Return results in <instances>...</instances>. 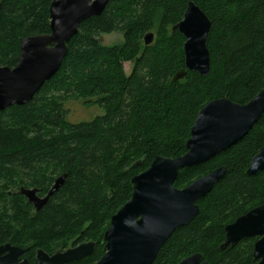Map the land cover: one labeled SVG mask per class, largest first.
<instances>
[{"label":"trees","instance_id":"trees-1","mask_svg":"<svg viewBox=\"0 0 264 264\" xmlns=\"http://www.w3.org/2000/svg\"><path fill=\"white\" fill-rule=\"evenodd\" d=\"M0 1V67L14 69L24 39L51 33L54 0ZM190 2L212 22L208 77L187 70L185 38L174 30ZM115 32L123 44L105 46L100 38ZM148 33L155 34L150 46ZM125 63L134 64L130 76ZM179 75L186 76L176 80ZM263 87L264 0H111L101 16L81 24L60 72L34 100L0 112V246L30 249L24 258L38 264V250L54 255L94 242L91 256L70 264H97L112 217L132 198V179L157 156H184L208 103L228 98L247 105ZM72 99L103 113L71 123L66 105ZM263 147L264 116L232 148L180 171L179 190L218 168L228 173L154 264H180L197 254L209 264H256L258 238L221 247L228 225L264 205V171L247 175ZM64 175V185L38 212L20 194L36 189L43 198Z\"/></svg>","mask_w":264,"mask_h":264},{"label":"water","instance_id":"water-1","mask_svg":"<svg viewBox=\"0 0 264 264\" xmlns=\"http://www.w3.org/2000/svg\"><path fill=\"white\" fill-rule=\"evenodd\" d=\"M111 0H54L50 8L51 33L24 39L14 69L0 67V112L26 106L61 70L69 52V43L79 34L83 22L101 16ZM2 3L0 1V14ZM212 22L193 2L184 19L174 27L185 38V64L189 72L208 77L211 57L207 46ZM155 35L144 37L146 46ZM186 75L177 76L181 80ZM264 116V87L247 105L228 98L208 103L197 115L186 144L187 153L170 159L157 156L150 167L132 179L131 200L111 219L104 234L105 254L97 264H154L161 249L177 229L189 226L199 215L198 202L206 198L226 177V167L218 168L179 190L175 182L183 169L209 162L241 142ZM264 171V147L247 171L254 176ZM66 176L55 182L45 197L38 190L22 188L20 194L38 212L64 185ZM226 240L221 249L236 246L244 239L258 238L253 257L264 264V205L255 208L225 228ZM94 242L49 255L38 250V264H70L91 256ZM30 249L5 244L0 246V264H28L22 258ZM180 264H209L197 254Z\"/></svg>","mask_w":264,"mask_h":264},{"label":"rangeland","instance_id":"rangeland-1","mask_svg":"<svg viewBox=\"0 0 264 264\" xmlns=\"http://www.w3.org/2000/svg\"><path fill=\"white\" fill-rule=\"evenodd\" d=\"M100 39L105 46L122 45L124 42L123 34L119 32H115L110 35H103ZM133 69L134 64H124V71L127 76L132 74ZM66 109H68L69 112L68 121L75 124L92 121L95 117L100 116L103 113V111L98 106L85 105L83 101L77 99L68 101Z\"/></svg>","mask_w":264,"mask_h":264},{"label":"flooded vegetation","instance_id":"flooded-vegetation-1","mask_svg":"<svg viewBox=\"0 0 264 264\" xmlns=\"http://www.w3.org/2000/svg\"><path fill=\"white\" fill-rule=\"evenodd\" d=\"M24 259H27V258H24V257H23L22 260H24ZM27 260H28V259H27Z\"/></svg>","mask_w":264,"mask_h":264}]
</instances>
